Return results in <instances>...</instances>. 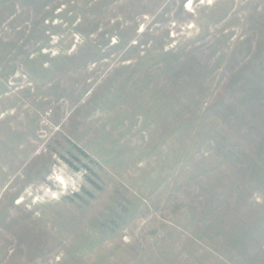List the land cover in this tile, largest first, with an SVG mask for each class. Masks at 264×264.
Returning <instances> with one entry per match:
<instances>
[{"label":"rangeland","instance_id":"374dc122","mask_svg":"<svg viewBox=\"0 0 264 264\" xmlns=\"http://www.w3.org/2000/svg\"><path fill=\"white\" fill-rule=\"evenodd\" d=\"M0 264H264V0H0Z\"/></svg>","mask_w":264,"mask_h":264},{"label":"bare ground","instance_id":"6f19581e","mask_svg":"<svg viewBox=\"0 0 264 264\" xmlns=\"http://www.w3.org/2000/svg\"><path fill=\"white\" fill-rule=\"evenodd\" d=\"M188 5H190V4H188ZM58 180L65 185V181L63 178L59 177ZM21 201H22V199H19L18 202H21Z\"/></svg>","mask_w":264,"mask_h":264}]
</instances>
